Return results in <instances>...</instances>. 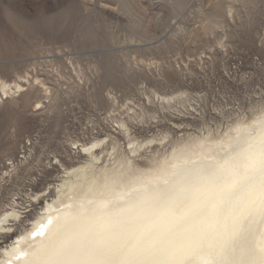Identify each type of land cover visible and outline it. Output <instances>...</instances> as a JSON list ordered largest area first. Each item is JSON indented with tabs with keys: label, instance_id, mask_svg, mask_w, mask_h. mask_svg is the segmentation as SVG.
Wrapping results in <instances>:
<instances>
[{
	"label": "rangeland",
	"instance_id": "374dc122",
	"mask_svg": "<svg viewBox=\"0 0 264 264\" xmlns=\"http://www.w3.org/2000/svg\"><path fill=\"white\" fill-rule=\"evenodd\" d=\"M1 83L22 87L0 98V214L19 212L0 249L90 161L83 146L98 142L92 170L149 169L263 115L264 0H0Z\"/></svg>",
	"mask_w": 264,
	"mask_h": 264
},
{
	"label": "bare ground",
	"instance_id": "6f19581e",
	"mask_svg": "<svg viewBox=\"0 0 264 264\" xmlns=\"http://www.w3.org/2000/svg\"><path fill=\"white\" fill-rule=\"evenodd\" d=\"M14 87L22 86L15 83ZM14 87L1 83L0 98ZM253 121L264 127V114ZM252 122L236 123L216 139L196 137L183 142L173 148L169 159L155 162L149 169L141 168L133 157L122 156L114 158V166L92 170L99 160L92 153L98 142L83 146L82 150L91 156L90 161L66 171L70 176L57 187L56 198L46 202L43 212L23 234L0 249V264H170L168 255L137 245L129 232L108 226L111 221L106 212L94 215L92 209L116 201L122 207L135 208L138 227L153 223L165 226L176 209L152 206L155 194L163 187L162 180L173 173L206 165L230 143H243ZM261 142L264 135L258 134L251 142L254 152ZM140 147L141 144L131 145L130 152L135 153ZM152 161L153 158L149 160ZM18 217L19 212L13 206L2 212L0 233L10 231L9 221ZM263 231L262 216L233 220L217 238L218 245L229 256L228 264H261ZM249 249L254 250V256L247 254Z\"/></svg>",
	"mask_w": 264,
	"mask_h": 264
},
{
	"label": "clouds",
	"instance_id": "9594fccd",
	"mask_svg": "<svg viewBox=\"0 0 264 264\" xmlns=\"http://www.w3.org/2000/svg\"><path fill=\"white\" fill-rule=\"evenodd\" d=\"M258 134L264 135V127L253 121L243 143L222 147L202 167L165 177L152 206L176 212L163 227H138L135 208L116 201L92 212H106L108 226L129 232L145 249L168 255L170 264H228L218 236L237 217H264V142L255 152L251 147Z\"/></svg>",
	"mask_w": 264,
	"mask_h": 264
},
{
	"label": "snow or ice",
	"instance_id": "6c2138e0",
	"mask_svg": "<svg viewBox=\"0 0 264 264\" xmlns=\"http://www.w3.org/2000/svg\"><path fill=\"white\" fill-rule=\"evenodd\" d=\"M247 254L250 255V256H254L255 255L254 251H251V250ZM261 264H264V259L261 260Z\"/></svg>",
	"mask_w": 264,
	"mask_h": 264
}]
</instances>
